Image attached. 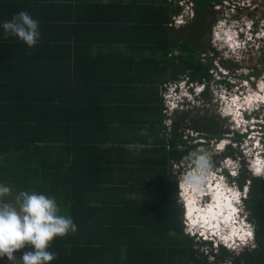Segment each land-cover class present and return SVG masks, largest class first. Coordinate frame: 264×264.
Listing matches in <instances>:
<instances>
[{
	"label": "trees",
	"instance_id": "16d2710c",
	"mask_svg": "<svg viewBox=\"0 0 264 264\" xmlns=\"http://www.w3.org/2000/svg\"><path fill=\"white\" fill-rule=\"evenodd\" d=\"M177 1L0 0V22L20 11L40 22L34 48L0 30V182L55 195L73 218L51 264H264V179L246 171L237 181H251L256 246L231 255L184 233L181 165L203 154L218 166L209 150L223 136L194 110L169 127L161 88L211 80L214 58L198 41L224 0H191L195 16L179 28Z\"/></svg>",
	"mask_w": 264,
	"mask_h": 264
},
{
	"label": "clouds",
	"instance_id": "9594fccd",
	"mask_svg": "<svg viewBox=\"0 0 264 264\" xmlns=\"http://www.w3.org/2000/svg\"><path fill=\"white\" fill-rule=\"evenodd\" d=\"M237 18L218 20L224 26L220 28L224 37L217 36L218 45L214 44L213 49L217 51V54L213 51L214 61L216 63L217 59L220 66L217 64L212 70L210 81H192L189 75H185L163 89L169 127L177 113L205 108L203 94L210 91L214 93V103L221 105L220 115L231 124V133L215 139L218 143L225 142L217 149L220 157L218 166L205 165L206 156L203 154L181 165L179 201L183 207L185 234L195 241L210 243L215 249L223 246L232 253L254 248L257 244L256 229L247 208L251 181L248 179L241 186L237 180L244 171L251 177L264 179V98L258 104L257 93L246 92L245 88L253 82L244 78H249L248 74L255 76L254 72L245 76L238 74L237 69L233 72L225 66L248 62L256 53L264 51V25L260 28L253 17L244 19L240 15ZM232 21H235L234 25ZM0 30L5 38L15 37L29 48L36 47L41 39L40 22L27 11H20L10 20L0 22ZM238 66L244 68L240 64ZM242 79L247 86L242 85ZM224 98L227 102L223 101ZM190 131L187 130L186 134L190 135ZM236 135L242 136L240 141L235 139ZM146 143L147 140H140L130 144L129 149L135 155ZM211 147L210 144L209 152ZM229 150L235 153L227 155ZM175 168L179 170L178 164ZM76 231L73 218L62 213L55 195L43 191L13 192L10 185L0 182V260L7 257L12 264L16 260L22 264H51L57 255L50 251L52 242ZM25 248L28 250L18 259L15 254Z\"/></svg>",
	"mask_w": 264,
	"mask_h": 264
},
{
	"label": "rangeland",
	"instance_id": "374dc122",
	"mask_svg": "<svg viewBox=\"0 0 264 264\" xmlns=\"http://www.w3.org/2000/svg\"><path fill=\"white\" fill-rule=\"evenodd\" d=\"M182 2H183V4H182ZM177 3L183 9L181 11L182 15L183 16L189 15L188 21H187V19L182 20V23H184V24L176 27V28H179V27L187 25V23L190 20H193V17L195 16V12H193L194 6H192L191 0H181V2L177 1ZM213 9L216 12L212 15L207 16V21H206L207 25L205 26V29H204L203 38L202 39L200 38L198 41L199 42L198 45L200 47L199 51L201 52L200 55L202 58H206L205 56L210 57V58H215V56H214L215 53L213 52L212 49L214 48V44L218 45V41H217L218 37L217 36H220L221 38L224 37L222 35V32L220 31V28H224V26L220 23V21H218L219 19L223 20L224 18L229 17L232 20H237V19L239 20V19H242V18H237L240 15H243L244 19H246L247 17H253L254 20L258 23V26L260 28H263L262 25H264V0H224L222 3L214 2L213 3ZM235 18H237V19H235ZM225 23H224V25H225ZM239 23H240L239 25H241V22H239ZM226 24L228 25L229 23H226ZM234 24H235V21H232V25H234ZM229 27L231 28L230 25H229ZM203 49L205 50L206 53H202ZM178 53L179 52L176 51V54H178ZM203 62L207 63L208 60L204 59ZM217 64L220 66L219 61L216 59V63L214 62V65H216V67H217ZM238 64L242 65L244 68L241 69L238 66ZM238 64L234 65L233 63H231V64H225V66L229 67L227 69H229L230 71H233V72H234V69H237L238 74H244L245 76L248 72H250V73L254 72L253 74H255V76L248 74L247 76H249V78H244L245 80H248L249 82H253V83H251V84L249 83V85H248L246 82H243V79H242L241 80L243 83L242 85L243 86L248 85V87L245 88L247 93H254V91H255L257 93V94H255V96L261 95L262 94L261 91L263 92V87H264V51L262 53H258V54L256 53V55L251 60H248V62L245 61L243 63H238ZM210 72H212V74H213L212 70ZM214 72H215V70H214ZM251 76H253V77L250 78ZM241 78H242V76H241ZM234 81L237 82V80H234ZM169 84L170 83H168L167 85H169ZM255 85H256V88H255ZM163 89H165V86L163 88H161L162 95L164 93ZM240 89H242V88H240ZM208 93H209V97L205 98V103H206L205 108H203V109L201 108V110H199V111L198 110L194 111L192 113V118H195V120H196L198 117H202L204 115H208V116L214 118L218 124V127L221 129V132L219 134L224 137L227 133H229V132L231 133V131H230V129H231L230 125L231 124L229 123V121L227 119L223 118L222 115H220V113H221L220 106L221 105H217L216 103H214V100H213L214 99L213 98L214 93L212 91H210ZM261 98H264V93H263V96ZM223 101L227 102V99L224 98ZM260 101H262V99ZM232 102L233 101H231L230 103H232ZM220 103L221 102H219V104ZM259 103L260 102H258V104ZM225 106H226V103L224 105V108H225ZM177 117H178V115H177ZM172 121H173V119H172ZM202 123H205V122H202ZM207 123H210V122H207ZM167 124H170V121H167ZM184 129H185V134H186L187 133L186 128H182L181 130H184ZM189 134H190V136H192V135L195 136L196 131H194V133H193V131H190ZM207 134L210 135V132H208ZM213 142H211L212 147H211L210 154L215 155L216 160H218L220 157L217 153V149L221 148V146L225 142L218 143V142H215V140ZM232 148L234 149V147H232ZM208 167L210 168V166H208ZM232 254H237V252L231 253V255ZM209 257H210L209 258L210 260H213V257H211V255ZM229 261H231V259H229ZM227 264H230V262Z\"/></svg>",
	"mask_w": 264,
	"mask_h": 264
},
{
	"label": "built area",
	"instance_id": "2783aa9c",
	"mask_svg": "<svg viewBox=\"0 0 264 264\" xmlns=\"http://www.w3.org/2000/svg\"><path fill=\"white\" fill-rule=\"evenodd\" d=\"M180 2H181V0H179ZM178 1V2H179ZM182 4H183V2H182ZM192 6H193V3H192ZM193 12H194V8H193ZM189 16V15H188ZM188 16H183L182 15V13H180L179 15H175L173 18H172V26H175V27H177V26H181L182 24H184V23H182V20H185V19H187V21L189 20V18H188ZM194 18V17H193Z\"/></svg>",
	"mask_w": 264,
	"mask_h": 264
},
{
	"label": "crops",
	"instance_id": "0c3cea01",
	"mask_svg": "<svg viewBox=\"0 0 264 264\" xmlns=\"http://www.w3.org/2000/svg\"><path fill=\"white\" fill-rule=\"evenodd\" d=\"M13 192H16V188H12ZM10 199V198H9ZM28 249L25 248L23 250L18 251L15 255L16 257L19 259L20 257H22L23 252L27 251ZM0 264H12V261L8 260L7 257H5L4 259L0 260ZM14 264H22V262L20 260H16L14 262Z\"/></svg>",
	"mask_w": 264,
	"mask_h": 264
},
{
	"label": "bare ground",
	"instance_id": "6f19581e",
	"mask_svg": "<svg viewBox=\"0 0 264 264\" xmlns=\"http://www.w3.org/2000/svg\"><path fill=\"white\" fill-rule=\"evenodd\" d=\"M259 92V91H258ZM263 93H264V87H263ZM263 93L261 94L262 96H263ZM261 95H257V97H258V101H257V103L258 102H260V100L262 99L261 97ZM253 103H255V102H253ZM253 103H243L242 105H252ZM217 209V208H216ZM214 213L216 212V210H215V208L213 207V210H212Z\"/></svg>",
	"mask_w": 264,
	"mask_h": 264
}]
</instances>
